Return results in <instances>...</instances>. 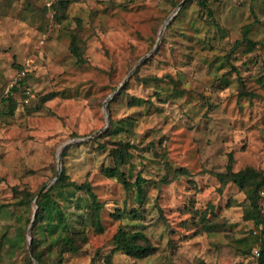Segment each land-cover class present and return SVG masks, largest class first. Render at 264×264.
Masks as SVG:
<instances>
[{"label":"rangeland","instance_id":"rangeland-1","mask_svg":"<svg viewBox=\"0 0 264 264\" xmlns=\"http://www.w3.org/2000/svg\"><path fill=\"white\" fill-rule=\"evenodd\" d=\"M119 139L132 144L120 170L144 178L142 200L107 175ZM229 163L264 172V0H0V264L26 254L39 264L36 198L62 169L91 183L104 228L85 226L86 243L49 264H259L264 224L246 219L245 194L218 179ZM15 187L37 193L18 207ZM71 192L58 199L74 219L89 198ZM258 205L264 219V188ZM18 215L31 220L12 250ZM119 227L142 232L152 253L115 249Z\"/></svg>","mask_w":264,"mask_h":264},{"label":"trees","instance_id":"trees-1","mask_svg":"<svg viewBox=\"0 0 264 264\" xmlns=\"http://www.w3.org/2000/svg\"><path fill=\"white\" fill-rule=\"evenodd\" d=\"M202 4H204L207 0H199ZM249 26H246L244 30V36H246ZM71 52L77 56L78 60L82 61V57L80 52L71 45ZM26 79V77H25ZM24 79V81H25ZM19 87L13 86L12 89H17ZM23 95H25L23 91ZM26 96V95H25ZM142 98L132 97V100L129 102L131 104H135L136 102L143 103ZM118 123H124L123 120H119ZM130 119H128V122ZM112 125H114L112 123ZM118 124V126L112 127L111 132H117L120 129H123ZM106 133H109L107 130ZM132 144L129 141L119 139L113 144V156L115 166L106 168V172L108 176H115L126 188H134L135 189V198L137 200H142L144 197V189L142 184L144 183V178L138 174L132 182L127 180L125 173L120 170L121 165L129 164L131 152L129 151ZM169 169L175 172H185L187 173L186 168L174 169L171 168L168 164ZM181 174H178V176ZM64 170L62 169L61 174L58 178L53 182L50 186H48L45 190H42L36 198V204L38 205V211L33 221L31 228L32 240L31 244V252L35 259L39 262V264H49L46 260L51 253H55V257H61L66 252H74L77 251L81 245L86 243L87 236L84 234V227L89 226L94 228L97 232L103 231V224L100 218V209L103 207V203L100 202L97 198L96 193L93 190L91 183L86 180L80 183L72 179H68L66 177ZM178 176H173L172 179H168V176L162 178V182H169L178 178ZM218 179L222 183L223 186L228 184L229 182L234 183L238 186L240 191L245 194V197L248 201L245 209H244V217L246 219H253L256 223H263L264 219L260 217V209L258 205V199L260 195V190L264 188V172L259 171L253 167L246 166L239 170H233L231 168V164L229 163L227 166V171L218 173ZM74 189H83L88 195V208L85 212L77 213L76 209L71 210L73 213L74 219H70L69 214L63 209L61 206V202L58 199H67L70 201L72 198L73 192L70 194L66 193V189L68 188ZM16 197L20 195V199L17 202V206H26L28 201H31L35 196V192L30 191L27 188H22L20 191H16ZM54 190H57L54 192ZM55 193L58 196H55ZM69 195V196H68ZM75 207L80 208L78 202H74ZM133 214L136 213V210H132ZM17 218V223L15 224V228L13 231V235L7 238L9 247L14 250L22 246L23 241L25 240V234L27 231V226L31 220L30 217H26V221H23L20 215ZM205 218V214L201 216ZM70 219V220H69ZM208 220L205 219L203 221V225H205ZM78 226V228H77ZM43 235V236H42ZM38 236H42L45 239L46 245L40 247V244L43 242ZM112 244L115 249H120L124 251L128 255H133L137 257H143L149 255L154 250V247L150 245L149 241L145 239V236L142 232L139 231H130L119 227L118 230L113 234L111 238ZM45 246V252H44ZM54 254V255H55ZM258 258L259 264H264V240L261 239L260 248L258 250ZM22 264H34L29 254H26Z\"/></svg>","mask_w":264,"mask_h":264},{"label":"built area","instance_id":"built-area-1","mask_svg":"<svg viewBox=\"0 0 264 264\" xmlns=\"http://www.w3.org/2000/svg\"><path fill=\"white\" fill-rule=\"evenodd\" d=\"M25 76H26V68L24 69H21L18 74H17V77L15 78L14 82H13V86H17V87H20V86H23L24 84V79H25ZM12 86V87H13ZM24 89V93L25 94H29L30 93V89L26 86L23 87ZM257 255H258V252H256Z\"/></svg>","mask_w":264,"mask_h":264},{"label":"water","instance_id":"water-1","mask_svg":"<svg viewBox=\"0 0 264 264\" xmlns=\"http://www.w3.org/2000/svg\"><path fill=\"white\" fill-rule=\"evenodd\" d=\"M182 3H183V1L180 2V4H179L178 7L176 8V10H175V12H174L173 15H175V14L178 12V10L180 9ZM171 17H173V16H171ZM170 19H171V18H169L168 20H166L165 25L169 22ZM162 31H163V30L161 29V30H160V34L162 33ZM107 101H108V100L105 101V105H107ZM108 121H109V118H108ZM59 172H60V170H59ZM35 215H36V213L34 214V216H35Z\"/></svg>","mask_w":264,"mask_h":264}]
</instances>
